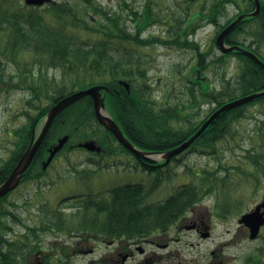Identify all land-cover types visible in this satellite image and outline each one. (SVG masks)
<instances>
[{
  "label": "trees",
  "instance_id": "trees-1",
  "mask_svg": "<svg viewBox=\"0 0 264 264\" xmlns=\"http://www.w3.org/2000/svg\"><path fill=\"white\" fill-rule=\"evenodd\" d=\"M150 2L151 0H147L140 9L130 8L129 12L122 15L111 14L94 0H74L73 4L68 0L53 2L48 4L49 10L45 11H39L37 7H28L21 0H9L8 5L13 3L17 7L0 11V31L9 27L11 34L6 45L1 43L0 55L5 57L6 52H11L10 59L14 63V57L25 55L33 57L30 63L37 66V71L35 73L32 70L31 74L37 76L31 77L30 72L23 70L16 73L7 71L6 62L2 61V58L0 81L10 83L9 88L28 90L31 101L39 100L40 97L42 99L44 94H48L47 89L55 85L56 93L48 94L50 99L48 105L38 107L41 111L38 118L44 116L47 109L58 99L74 91L76 86L85 88L96 83L105 84L110 88L109 92H103L105 106L121 131L138 146L158 152L187 139L208 115L223 103L264 89V69L250 57L236 50L216 57H207L206 51L190 37L199 26L208 23L217 25L216 30L220 31L238 13L252 11L253 0L177 1L175 4L180 14L168 17L171 26L166 38L158 35L143 36L144 30L162 21L158 13L162 8L159 6L160 10L153 12ZM153 2L157 4L156 0ZM229 4L236 5L238 13L225 18L223 23L225 10ZM21 5H25L26 8ZM128 18L132 25L125 22ZM225 39L229 44L251 49L264 61V55L261 53V49L264 48V0H260L259 13L242 18ZM156 44L189 49L196 59L195 63L185 68V73L182 70L178 71L181 78H185L181 80L179 92L174 91V85L170 84V88L167 87L169 89L167 94L164 92V99L162 97L160 100L152 94L153 87L147 69L149 59L142 51L144 47ZM6 48L8 51H5ZM227 57L237 60V71L232 77H226L224 70L223 74H220V83L216 85L208 79L206 71L210 66L214 67L221 63L226 65ZM48 68L60 70V82L54 77L50 81L47 79ZM16 78L19 81L13 83ZM66 78L69 85L64 83ZM119 80L129 84V91L119 83ZM162 102L165 103L161 104ZM253 103L264 106V96L221 112L190 144L188 151L211 154L219 160L218 153L221 150L217 149L215 144L217 141L227 140L228 135L231 137L236 135L235 123L245 116L247 106ZM205 111L208 113H204ZM198 115H201L199 119ZM260 124H264V119L257 117L255 130L258 125L257 131L262 135ZM24 126L13 131L16 136V148L9 160H2L0 183L8 176L29 141L31 125L28 123L26 127ZM64 133L69 134L70 141L93 139L105 151L117 152L119 148L124 149L111 132L96 121L92 100L89 96H84L69 104L54 118L26 171V174L31 171L28 177L34 175V168L40 167L39 161L46 154L45 146L53 143L56 137ZM260 148L264 149V141ZM244 159H248L252 165L261 169L264 155L254 153L253 148L249 147L246 149ZM146 162L139 161V167L142 170H151ZM219 167L226 170L224 165L219 164ZM202 173L203 177L199 184L181 185L160 201L147 199L157 186V182L148 186L143 183L124 184L105 192L90 193L78 207L86 214L89 210L94 211L91 214L93 217L85 215L78 222H71L64 227L58 226L57 230L87 231L85 225L90 226L89 230H95V227L100 226L95 232L101 233L100 236L107 241L141 240L155 230L174 224L179 215L189 210L195 203L201 202L208 191L215 188L219 178L216 170L203 169ZM4 197H0V264H26V257L32 253L29 246L34 250L40 245H37L38 243L28 245L22 240L27 251L23 252L21 248L14 249L17 242L5 234L10 231L5 218L6 215H10L18 224L21 219L14 211L7 210L3 203L6 201ZM57 212V215L61 213ZM100 213L105 214L104 222L98 218ZM25 226L29 235L36 233L29 225ZM43 229L52 231L51 224ZM21 237L25 240L28 238L26 234H22ZM251 261L246 260V264H252Z\"/></svg>",
  "mask_w": 264,
  "mask_h": 264
},
{
  "label": "rangeland",
  "instance_id": "rangeland-1",
  "mask_svg": "<svg viewBox=\"0 0 264 264\" xmlns=\"http://www.w3.org/2000/svg\"><path fill=\"white\" fill-rule=\"evenodd\" d=\"M58 1L66 0H54V2ZM68 1L72 4L74 2V0ZM94 1L100 3L111 14L122 15L129 12L130 8L140 9L147 3V0ZM156 1L157 4L151 0L150 6H153V12H158L160 10L159 6L162 8L158 12L162 17V21L144 30L143 36L158 35L166 38L167 31L171 26L168 22V17L180 14L175 3L181 0ZM21 2L23 3V0ZM8 3L9 0H0V11L17 7L13 3L9 5ZM48 4L50 3L37 7V9L39 11L49 10ZM21 6L26 8L25 5ZM225 11L223 23L225 18L236 15L238 8L236 5L229 4ZM125 22L132 25L129 18ZM216 29L217 25L208 23L199 26L195 33L190 35L200 44L201 49H210V57L214 54H220L215 44L212 43ZM10 36L9 27L0 31V47L2 46L1 43L6 45V41ZM5 51H8V48ZM142 51L149 59L147 69L153 87V96L158 100L162 97L164 99V92L167 94L169 90L167 87L170 88V84L174 85V91L179 92L181 80L185 78H181L178 71L182 70L185 73V68L195 63L196 59L193 58L192 51L174 45L160 44L144 47ZM261 53L264 55V48L261 49ZM11 56V52H6L5 57L0 55V59L3 58L2 61L6 62L7 71L16 73V71L23 70L31 74L33 70L36 73L37 66L30 63L33 57H27L26 55L25 57H14V63L10 59ZM226 60L228 61L226 65L221 63V65L214 67L210 66L206 71L208 79L216 85L220 83V74H223L224 70L226 77H232L237 71V60L233 57H227ZM46 71L49 81L54 77L56 81L60 82V70L48 68ZM31 75L33 77L36 74ZM18 81L16 78L13 83ZM64 83L69 85L68 78L64 80ZM9 87L10 83L0 81V165L2 160L7 159L15 149V145H12L14 142L12 130L25 123L26 115L35 111L29 108L30 105L33 106L38 103L36 101L27 103L26 99L29 98V92L25 89ZM77 89L78 86L74 90ZM47 92L49 95H54L56 93L55 85L49 87ZM48 94H44L39 101L41 107L48 105L50 101ZM164 103L162 102L161 104ZM204 107L206 108L207 106L204 105ZM200 117L201 115H198V119ZM257 117L264 119V106L260 103L248 105L245 116L235 123L236 135L234 137L228 135L227 140L223 139L215 144L216 148L221 150L218 153L219 160L210 154L205 155L185 151V153L177 157L178 161L176 160L175 163L170 164L169 168L162 173V178L153 180L157 182V186L148 195L147 199L157 201L167 197L180 185L188 183L199 184L203 177V169L216 170L219 174L215 188L212 191H208L200 206L197 207L204 219L212 226L209 237L202 238L188 230L180 232L174 230L171 236L175 239H170L168 246L165 248L151 247V245L144 243L140 244L146 250H153L157 257L156 260L160 261V264H207L214 261V258L210 257L209 252L215 249H218V256L222 259V262H217L216 264H242V261L249 257H258L256 264H264V225L261 230L262 236L257 241H250L249 233L237 223V218L241 213L248 210L251 206L253 207L255 203H258L264 197V160H261L262 167L260 166V169L252 165L248 159H244L246 149L249 147L253 148L254 153L264 155V149L260 148L264 141V124H260L262 125L261 135V132L257 131L258 125L255 130ZM8 132L11 135H8ZM64 134L69 136L67 133ZM72 140L77 141L75 139ZM73 141L71 142L73 143ZM114 144L116 143L114 142ZM108 151L111 150H106L95 158L79 149L75 151L64 149L47 170L46 180L43 179V187L40 191H35L34 185L28 182L10 193L6 201L3 202L4 205H6L7 210L14 211L24 224L30 225L35 231L50 224L51 229L55 230L58 226L64 227L71 222H78L85 215L93 217L91 214L94 211L89 210L86 214L75 203L71 205L73 203L71 199L64 200L71 195L102 192L111 186L125 182L136 181L145 185L153 183V177L151 178L147 173L127 170L128 168L122 166L124 163L130 167L132 166L128 156L125 157L124 154L121 158H118V156L109 155ZM219 164L224 165L226 170L221 169ZM207 187L204 186V188ZM27 199H29L31 205L29 203L27 206H23ZM11 202H16V206L9 204ZM60 208L63 209L57 215L56 213L60 211ZM5 222L14 230L13 234L5 232L6 236L13 237L17 242L14 245V249L19 250L21 248L23 252H26L27 248L23 245L24 242L22 240L26 241L28 245L38 243L37 245H41L44 248H52V252H57L58 245L72 246L76 241L75 236L71 237L67 234L79 230L69 232L64 229L66 231L65 235L51 234L47 231L39 230V234L35 236L32 235L33 233L29 235L26 230H23L22 226L17 224L10 215H6ZM22 234H26L28 238L25 240L24 237H21ZM153 238L157 239L155 236L151 237V239ZM125 243L123 242V244ZM82 245H92L93 248L98 247L94 246L98 244L92 241ZM113 248V246L106 248L107 257L112 256L115 258ZM101 251L102 249L94 253L75 254L70 256L69 262L66 264H87L91 260H95ZM37 255H31L29 259L26 257V260L28 259L29 264H37L39 262L42 264L43 259L36 257ZM138 259H140V256L136 254L133 260L127 261V264H133ZM51 262L56 263V260L52 259Z\"/></svg>",
  "mask_w": 264,
  "mask_h": 264
},
{
  "label": "flooded vegetation",
  "instance_id": "flooded-vegetation-1",
  "mask_svg": "<svg viewBox=\"0 0 264 264\" xmlns=\"http://www.w3.org/2000/svg\"><path fill=\"white\" fill-rule=\"evenodd\" d=\"M215 36L216 35H214V37ZM205 51H206L207 57H208L211 54V51H210V49L205 50ZM40 100H41V97L39 100H34L38 103L34 104L33 106L30 105L29 108L34 109L35 110L34 112H31L28 115H26V113H25L26 121H25V123H23V126L25 125L24 127H26V125L28 123L31 125V127H30L31 128L30 129L31 135H30V138H29V141H28L26 147L29 145V143L31 142L32 139L36 138V136L38 135V133L41 129V126H42L41 117L38 118L39 114H41V111L38 108V107H41L39 105ZM8 135H11L10 132H8ZM58 138L59 137H56L55 141L53 143H50V144L45 146L46 154L39 161L40 167L33 169V172H34L33 176L34 177L33 176L28 177V175L31 173V171H30V173L28 172L27 174L24 172L22 177H21L19 184L14 188V190L23 184L31 182V184L34 185L35 191H40V189L43 187L42 186L43 179L46 180L45 176L47 174V170L50 168V166L52 165V163L54 162V160L56 159V157L58 156L60 151H63L64 149H68L69 151L70 150L75 151L76 149H79L83 152L88 153L89 155H92L95 158H97L101 153H103L105 151V150H103L102 147H101L100 152L86 151L81 146H79V143L83 142L86 139L73 141V143L69 142V140H68L62 146V148L55 154L54 158L49 162V164L46 167H43V162L46 160V158L49 155L50 147H52L53 145H55L57 143ZM107 140L109 141L110 138H108ZM129 140L134 145H136L138 148H140L142 150L158 152V151L152 150L148 147L138 146L130 138H129ZM15 143H16V140L13 142L12 145H15ZM96 143L98 144V142H96ZM117 143L120 144L118 141H117ZM118 144H117V146H118ZM98 145H100V144H98ZM120 145L124 149L119 148V151H117V152L108 151V154L113 155V156H118V158H121L122 155L125 154V157L128 156L130 158V164H132V166L130 167L125 163H124L125 166L124 165H122V166L128 168L127 170L136 171V172L141 171L143 173H147L148 175H150L151 178L153 177L152 182H154L153 180H155V179L161 178L162 173H164L169 168L170 164L175 163V160L177 159V157L179 155H181V154H179L176 157L174 156L175 159L171 158V160H169L166 163L164 162L163 158H161L160 156H157V155H153V156H151V158L146 160V159L138 158L136 155H134L132 152H130L128 149H126L122 144H120ZM14 148H16V147L14 146ZM12 153L13 152H11V155H12ZM184 153H185V151H184ZM10 156L6 160H9ZM139 161H141L142 163H145L146 161H150V162H146V164L148 165V167L151 168V170H148V169L142 170L138 165ZM135 183H137V182L136 181L135 182H125V183L117 184L116 186L124 185V184H135ZM37 185H39V188L37 187ZM5 199H7V198L4 197V200ZM67 199H71V201L73 203L76 202L77 204L80 205V202H83L85 200V197H70ZM263 200H264V197L258 203L262 202ZM62 201H63V199H62ZM11 203H12V205H15V206L17 204L16 202H11ZM29 203H30V201H29V199H27L26 202L23 204V206H27V204H29ZM73 203L71 205H73ZM258 203H255L254 206L257 205ZM29 205H31V203ZM198 206H200V203H195L189 210H187L183 214L179 215L174 224H172V225H170L164 229L155 230L150 235L142 238L141 240H137V241H123V240L107 241L105 238H102L100 236L101 233L96 234V232H95V231H98V229H100L99 228L100 226L95 227L94 228L95 230H89L90 226L85 225V228L87 229V231H79L77 233L68 235L71 237L75 236L76 241L74 242V244L72 246L71 245L70 246L69 245H58L57 246V252H52V248H44L41 245L39 247L35 248L34 250H33L32 246H29L32 249V253L28 255V259L31 257V255L39 254L36 257L43 259V262H41L42 264H66L69 262L70 256H73L75 254L80 255V254L94 253L97 250L102 249L100 255L95 260H91L87 264H127V261L133 260L134 256L136 254L140 256V259L133 262V264H160V261L156 260L157 257L155 255V252L153 250L152 251L146 250V248L140 244L144 243L146 245L147 244L151 245V247L165 248L166 246H168L170 239H175L171 236L172 231H174V230H176L178 232H180L182 230H188V231H191V232L197 234L198 236H200L202 238L209 237L211 235L212 226L208 223L207 220L204 219V216L202 215V213L197 209ZM254 206L253 207L251 206L246 211L252 210L254 208ZM263 208L264 207L262 206L260 210H263ZM62 209L63 208L59 209L60 212ZM98 218L104 222L105 214L100 213L98 215ZM19 225L22 226L23 230H26V226H25L26 224H24L22 222V220L19 223ZM239 226H243L246 229L247 233H249L248 227H246L243 224H239ZM39 230H41V229H37L36 233H39L40 232ZM261 230L262 229H260L258 234L255 236V238L250 239V241H257L260 238V236H262ZM55 233L65 235L62 231H52L51 232V234H55ZM154 236L157 237V239H155V238L151 239V237H154ZM91 241L94 242L95 244H98V245H94V246H98V247L93 248L92 245H82L83 243H89ZM123 242H126V243L123 244ZM109 246L114 247L113 250L115 251V258H113L112 256H110V257L106 256V248ZM217 251H218V249L211 250L209 252L210 257L214 258V261L207 263V264H216L217 262H222V259L218 256ZM112 255H114V254H112ZM28 259L26 261V264H29ZM52 259L56 260V263L51 262ZM246 260L247 261L252 260L251 261V262H253L252 264H256V262H258V257H256V258L249 257L248 259L246 258L242 261V264H246ZM37 264H40V262Z\"/></svg>",
  "mask_w": 264,
  "mask_h": 264
},
{
  "label": "water",
  "instance_id": "water-1",
  "mask_svg": "<svg viewBox=\"0 0 264 264\" xmlns=\"http://www.w3.org/2000/svg\"><path fill=\"white\" fill-rule=\"evenodd\" d=\"M28 5H42L43 3L49 2L50 0H24ZM254 1V9L249 12L239 13L232 21H230L216 36L215 43L217 47L223 52H231L233 50L242 51L246 55H248L251 59H253L259 66L264 69V61H262L256 54H254L251 50L245 49L239 45H228L225 43V36L233 29V27L245 16H255L260 11V1ZM120 84H122L127 90H129V84L126 81L120 80ZM102 90L109 91V88L106 85L102 84H94L88 86L86 88L74 91L59 100H57L46 112L44 117L42 118V126L41 129L36 136L35 139H32L30 144L27 146L25 151L22 153L14 168L8 175V177L0 184V197L8 193L12 190L20 181L23 173L29 166L33 155L35 154L38 146L43 140L51 122L55 118V116L63 110L70 103L78 100L83 96H90L92 100L93 112L97 122L109 130L112 135L121 143L126 149L132 152L139 158H151L155 152L144 151L138 147H136L132 142L128 140V138L123 134L115 120L110 116L105 103L104 98L101 94ZM264 96V89L248 93L246 95L240 96L233 100L227 101L216 108L199 126V128L186 140L181 142L180 144L172 147L166 151L159 153L161 158H164V162H168L169 159L186 149L205 129L206 127L223 111L231 109L233 107L245 104L247 102L252 101L253 99ZM68 140V135H63L58 138L57 143L50 147L49 155L45 162H43V167H45L50 160L53 158L54 154L66 143ZM79 146L84 147L89 151L99 152L101 150L100 146H98L93 140H86L84 142L79 143ZM264 206V201L258 204L254 210L246 212L241 215L239 218V222L245 224L249 227L250 238H254L258 233V230L262 224H264V210L260 211V207Z\"/></svg>",
  "mask_w": 264,
  "mask_h": 264
}]
</instances>
